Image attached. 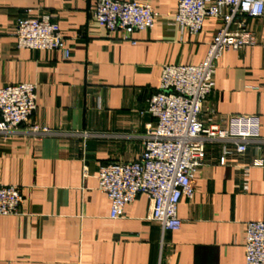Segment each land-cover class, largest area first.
<instances>
[{"label": "crops", "instance_id": "crops-1", "mask_svg": "<svg viewBox=\"0 0 264 264\" xmlns=\"http://www.w3.org/2000/svg\"><path fill=\"white\" fill-rule=\"evenodd\" d=\"M97 1L0 0V89L36 84L33 121L89 134L0 139V186L23 194L17 215L0 216V264H245L247 224L264 220V147L226 146L221 165L225 146L207 145L194 197L179 205L182 227L164 234L146 195L112 220L98 181L103 166L140 158L163 67L203 62L222 23L208 19L194 36L171 25L178 0H120L150 3L159 15L132 44L94 20ZM42 14L60 25L69 59L17 46V19ZM246 23L257 44L223 54L202 119L254 115L264 129V17Z\"/></svg>", "mask_w": 264, "mask_h": 264}, {"label": "built area", "instance_id": "built-area-1", "mask_svg": "<svg viewBox=\"0 0 264 264\" xmlns=\"http://www.w3.org/2000/svg\"><path fill=\"white\" fill-rule=\"evenodd\" d=\"M159 15L147 2L98 0L94 20L107 31L132 44L134 34L150 30ZM264 17V0H178L171 25L197 36L208 19L222 23L209 46L206 58L197 65H165L161 83L146 109L155 122L146 127L144 150L134 162L103 166L99 189L111 201L112 220L121 219L126 207L139 195L152 202L151 221L164 233L178 231L181 200L193 199L195 175L209 144L225 146L220 164L225 165L232 146L244 154L250 146L264 147V129L259 116L232 115L226 124L202 119L205 104L215 88L219 60L229 51L257 44L246 20ZM13 36L21 49L59 51L71 56L60 25L49 14L17 19ZM37 110V86L19 83L0 89V139L14 135L33 138L89 137L87 132L55 130L33 121ZM87 168L84 167L86 176ZM23 194L16 186H0V216L19 213ZM245 264H264V220L249 222L245 235Z\"/></svg>", "mask_w": 264, "mask_h": 264}]
</instances>
